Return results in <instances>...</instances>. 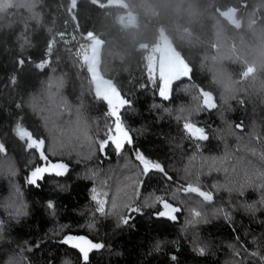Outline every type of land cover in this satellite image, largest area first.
Returning a JSON list of instances; mask_svg holds the SVG:
<instances>
[{
  "label": "trees",
  "instance_id": "16d2710c",
  "mask_svg": "<svg viewBox=\"0 0 264 264\" xmlns=\"http://www.w3.org/2000/svg\"><path fill=\"white\" fill-rule=\"evenodd\" d=\"M230 9L237 11L238 26L222 15ZM22 23L27 25L25 32H21ZM161 30L192 69L191 80L182 78L171 85L168 101L157 94L160 80L154 87L148 79L151 48L162 45ZM50 40L55 43L48 55ZM82 42L90 57L96 52L102 77L131 101V107L121 112L135 146L158 159L174 177L183 176L185 167L196 171L204 157L222 156L226 148L264 150L253 139L264 138V0H76L75 8L71 0H0V142L8 147L16 169L11 175L8 158H3L0 217L8 218L19 206L17 202L5 207L13 203L8 200L13 185L21 190L19 201L28 205L27 216L17 222L9 219L0 231V264H82L78 251L61 243L69 233L104 245L92 252L88 264H227L229 260L239 264L229 244L242 255L244 248L264 255V215L260 213L234 211L231 226L223 218L199 224L195 231L209 244L203 256L191 250L194 229L185 231L187 211L173 222L154 215L159 205L144 206L142 213L133 214L136 217L129 225L119 226L114 216L92 215L90 187L107 190L110 199H125L132 195L126 183L131 173L121 167L123 160L114 152H109L111 159H103L98 152L89 158L88 145L102 137L111 120L106 105L94 98L93 81L76 61ZM47 56L50 63L39 69L37 64ZM21 59L23 65L17 63ZM57 80L63 81L60 88L55 87ZM49 85L72 106L70 111L53 115L51 104L35 103L36 98L46 100ZM200 86L215 95L217 108L191 117L209 134L201 142L202 151L196 153L194 142L184 136L175 116L180 106H192ZM17 121L45 138L47 148L66 153L50 156L70 165L66 177L46 176L40 188L25 183L38 161L13 134ZM82 127H86L87 140ZM77 140L79 145L70 153L63 147ZM193 154L197 159L189 164ZM216 181H223L222 173L201 176L202 185L214 193V203L225 207L229 201L235 203L234 195L211 188ZM164 190L159 174H154L136 204L149 192L162 195ZM48 201L54 202V213L46 208ZM21 240L27 245L19 247ZM157 241L161 242L159 251L155 250ZM172 254L177 256L175 262L169 258ZM258 260L249 256L244 264Z\"/></svg>",
  "mask_w": 264,
  "mask_h": 264
},
{
  "label": "snow or ice",
  "instance_id": "6c2138e0",
  "mask_svg": "<svg viewBox=\"0 0 264 264\" xmlns=\"http://www.w3.org/2000/svg\"><path fill=\"white\" fill-rule=\"evenodd\" d=\"M76 0H71V7L75 8ZM27 25L21 24V32H25ZM61 38H64V33H61ZM20 34H17L19 38ZM75 40V36L71 37ZM68 43L67 40L64 41ZM55 41L50 40L47 46V53L50 55L53 50ZM76 61L79 67L85 70L89 76V79L93 81L91 91L94 98L103 102L107 108V116L111 120L110 124H106L104 133L98 140L92 141L88 145L89 158L98 152L103 159H111L109 152H114L115 155L123 160L121 167L128 169L131 175L128 177L126 183L131 189L132 195L125 199H110L109 192L107 190H100L96 186L90 187V200L93 202L92 215L100 217L114 216L117 221V225H129L130 221L134 218L133 214L141 213L144 206L154 207L159 205L154 215L158 218H166L170 221H177L179 219L178 214L182 211H187L188 218L185 220V231L190 227L194 229L191 242L192 252L203 256L206 253V249L209 247L208 243H205L199 233L195 231L199 224L209 223L212 219L223 218L225 222L229 223L233 219L232 213L234 211H242L246 214L255 215L260 213L264 215V150L257 151L255 148L241 149H225L222 156L219 157H204L201 161L199 168L196 171H192L189 167L184 168V175L174 177L170 174L166 166L158 159L151 157L144 151L135 146L134 137L131 133V129L126 125L121 110L126 107H131V101L125 98L119 89L114 86L109 91H102L99 84L96 83L95 71L88 59L87 51L78 47L75 52ZM19 65L24 64V60H18ZM50 63L49 60H44L37 64L39 69L45 68ZM183 79L191 80L189 73ZM148 79L152 86H156L157 79L160 80V84L157 88V94L160 98L168 101L172 97L171 85L175 80L171 77L166 78L163 75H154L149 73ZM12 83H15V78H12ZM63 84L62 80L55 82V87L60 88ZM46 100L40 98L35 99L37 105L41 103L51 104L52 107L49 111L53 115H58L62 111H70L71 105L63 97H59L58 93L51 91L52 85H49ZM197 95L193 96V104L190 107L180 106L178 108L179 114L175 116L178 123L181 124L182 132L184 136L194 142L196 153H200L201 142H205L209 139V134L205 127L200 126L192 120L193 114L200 113L202 111H211L217 108V104L214 96L202 87L196 88ZM62 106V107H61ZM20 107V105H17ZM158 107V105L154 106ZM164 112L170 113V109L165 108ZM80 124V120L77 121ZM47 126V125H46ZM240 128L241 125H237ZM50 131L53 129L50 128ZM80 132L85 140L88 139L86 127H82ZM13 134L15 137L23 142L25 151L36 158L37 163H34L28 174L25 177V183L34 188H40L41 183L45 180L46 176L66 177L70 172V165L64 160L57 159L52 160L50 156L63 157L66 153L59 151L56 147L47 148L46 139L42 136L34 135V133L26 128L20 121H17ZM253 139L260 141L264 146V138L260 136H254ZM55 140V134H53V141ZM94 144V148H93ZM77 145L79 140L75 144L68 143L63 147H66L70 153ZM126 148L128 151L126 152ZM239 153V154H238ZM3 158L7 160V170L11 175L16 174L15 166L12 159L9 157L8 147L4 142H0V171L4 170L5 164ZM253 158H257L254 162ZM189 164L197 159V155L193 154L189 156ZM257 164L260 166L258 167ZM213 173H222L223 181H216L211 184V188L219 191L223 190L230 195L236 197L235 203L228 202L227 207L224 205H216L214 203V193L212 190H207L201 183L202 175H212ZM154 174H159L160 181L165 185L164 194L157 195L154 192H149L140 204H136V200L140 199L141 191L144 188L145 183L152 178ZM96 173H92L93 179ZM108 181H104V186H107ZM61 189L63 185L57 184ZM252 195L249 196L248 193ZM21 190L19 187L13 185L11 195L8 197L9 201L13 203L5 204V207L12 208L14 203L19 204L15 207L14 211L8 213V218L0 217V231H2L8 224L10 219L12 222H17L21 217L28 215V205L24 201H19ZM181 196L184 198L181 199ZM178 202V203H173ZM0 202H3V197H0ZM206 205L211 206L210 209H206ZM46 208L50 213H54L55 204L53 201L46 202ZM91 226V225H90ZM63 227V226H61ZM235 234V229H233ZM238 239V237H236ZM61 243L69 246L72 249L78 251L81 257L82 264H88L90 252L94 249H101L104 247L102 243H94L91 239L83 235L67 234L61 240ZM160 241H157L155 250H160ZM229 248L233 250L235 258L239 261V264H244V261L249 257H259L257 264H264V255H260L259 252H248L244 248L243 255L234 245L229 244ZM170 260L175 262L177 256L175 254L170 255ZM65 264H71L70 261H65ZM227 264H233L231 260Z\"/></svg>",
  "mask_w": 264,
  "mask_h": 264
},
{
  "label": "water",
  "instance_id": "95a60500",
  "mask_svg": "<svg viewBox=\"0 0 264 264\" xmlns=\"http://www.w3.org/2000/svg\"><path fill=\"white\" fill-rule=\"evenodd\" d=\"M222 15L225 18H227L230 21V23L238 26L237 11L235 9H230V10L224 11L222 13ZM161 38H162V45L160 48V62H159L160 73L163 76L173 78L176 82V81L182 79L181 77H186L187 75H189V73H191L192 69H191L190 65L188 64V62L184 59L182 54L179 53V51L176 49V47L173 44L172 39L163 30H161ZM89 60H90V58H89ZM208 92H210V91H208ZM211 94L215 98V95L213 93H211ZM215 101H216V98H215ZM216 104H217V102H216ZM133 217L135 218L136 215H134ZM83 236H86V235H83ZM86 237L89 238L88 236H86ZM89 239H91V238H89ZM92 241L94 243H96L94 240H92ZM95 250L96 249H94L90 252V256H91L92 252ZM90 256H89V258H90Z\"/></svg>",
  "mask_w": 264,
  "mask_h": 264
},
{
  "label": "rangeland",
  "instance_id": "374dc122",
  "mask_svg": "<svg viewBox=\"0 0 264 264\" xmlns=\"http://www.w3.org/2000/svg\"><path fill=\"white\" fill-rule=\"evenodd\" d=\"M121 20H124L125 17H120ZM80 47L85 48L87 53H88V46L85 42H82L81 44H79ZM160 45L154 46L151 48V52H150V56H149V64H150V70L152 72V74L154 75H161L160 73V67H159V62H160ZM96 52L93 54V56L90 57V54H88V59L90 58V63L92 64L94 71H95V78L97 77L96 83L99 84L100 88L102 91H109V89L111 87H113L112 82L103 78L99 67H98V60L96 59ZM166 77V76H165ZM167 78V77H166ZM100 81V82H98ZM27 241L21 240L19 241L17 244L19 247H21L22 245H27Z\"/></svg>",
  "mask_w": 264,
  "mask_h": 264
},
{
  "label": "built area",
  "instance_id": "2783aa9c",
  "mask_svg": "<svg viewBox=\"0 0 264 264\" xmlns=\"http://www.w3.org/2000/svg\"><path fill=\"white\" fill-rule=\"evenodd\" d=\"M85 49V48H84ZM86 50V49H85ZM49 60V56H47V57H45L42 61H44V60ZM42 61H40V62H42Z\"/></svg>",
  "mask_w": 264,
  "mask_h": 264
},
{
  "label": "flooded vegetation",
  "instance_id": "af4514ba",
  "mask_svg": "<svg viewBox=\"0 0 264 264\" xmlns=\"http://www.w3.org/2000/svg\"><path fill=\"white\" fill-rule=\"evenodd\" d=\"M188 76V75H187ZM168 78V77H167Z\"/></svg>",
  "mask_w": 264,
  "mask_h": 264
}]
</instances>
